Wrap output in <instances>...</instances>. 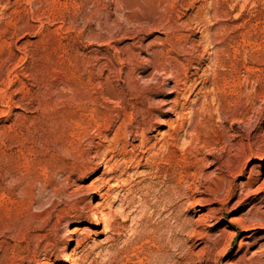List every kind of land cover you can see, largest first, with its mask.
<instances>
[{"label":"rangeland","instance_id":"374dc122","mask_svg":"<svg viewBox=\"0 0 264 264\" xmlns=\"http://www.w3.org/2000/svg\"><path fill=\"white\" fill-rule=\"evenodd\" d=\"M263 95L264 0H0V264H264Z\"/></svg>","mask_w":264,"mask_h":264},{"label":"bare ground","instance_id":"6f19581e","mask_svg":"<svg viewBox=\"0 0 264 264\" xmlns=\"http://www.w3.org/2000/svg\"><path fill=\"white\" fill-rule=\"evenodd\" d=\"M259 82H263V81L259 80ZM235 97L237 98V100H240V95L238 93L235 94ZM251 99L252 100L249 101V104L251 106L250 107L251 108V111H250L251 115H249L246 118H244V116H242V118L240 117L239 121L243 123L242 126L241 125L235 126L233 124L229 127V129H231L234 133H232L230 138L226 139V143L222 148V152H226V159L223 160L224 165L220 164L218 169L220 172L226 173L227 175L231 176V179L227 183V186L226 187L224 186L225 189L223 190V192H221V194L218 191L220 188L217 186L216 182L212 181L213 187H209V190L214 197H216L217 195H219V197H226L227 195H231V194H232V198L237 196L238 199H237V201L234 202L236 204L240 203V202L244 203V204H249V203H254V201H255L254 196L253 197L251 196V191H249L247 189L243 190V188H241V190L238 194L235 191L236 187H237V183L234 181L235 176L236 175H243V173L245 172V169H246V163L244 162L243 159L245 157H248L247 159H250V156H253L254 158L258 159V158H261V156L264 154V128H263L264 116H262V112H261L262 107H260V108L253 107L252 102L254 103V99H253V97H251ZM245 119H248L247 123H246L247 125H245V123H244ZM250 121L252 122L251 125L249 123ZM222 127H223V125H222ZM252 145H254L256 147L255 151H253ZM232 150H233V152H232ZM216 159L218 160L219 158H216ZM256 180H257V176L250 173L248 181L251 183H254ZM218 181L223 185V182H224L223 176L218 177ZM176 182H178V181H176ZM217 187H218V190H217ZM176 189H178V188H176ZM222 189H223V187H222ZM259 198L260 199L264 198V194L261 195ZM253 208H255V204H252L248 210L252 209L253 211H251V213L254 216L259 215L258 219L255 222H253L252 224L245 226V227H248V228L249 227L250 228H262V227H264V209L260 210L258 208H255V209H253ZM100 221H103V218L98 217L97 222H100ZM21 222H23V220H21ZM104 224H105V226L103 228L104 229L103 232L105 233L108 230L107 226H106L107 222H104ZM40 237H41L40 238L41 240L45 239V241H47L46 237L44 235L40 236ZM31 239H32V236L29 233H23V231H22L20 233L19 240L17 239L18 243H16L17 248H18L17 252L24 251V249L27 247V245ZM73 240H74V238H72V239L69 238L67 240V243H70ZM81 241L82 240L80 238H76L77 244H79ZM12 251H14V250H12ZM3 252H5L6 254L8 253L7 251H3ZM15 255L17 256V254H13V257ZM68 255L72 256L73 252H70ZM3 257H4V255H3ZM13 257H10L9 259L4 257L6 264H10L11 258H13ZM0 258H2V257H0ZM75 260L76 259H74L71 262V264H75V262H76ZM13 261H12V263H13ZM1 263H2V261H1ZM41 264H52V263L45 261V262H41Z\"/></svg>","mask_w":264,"mask_h":264}]
</instances>
